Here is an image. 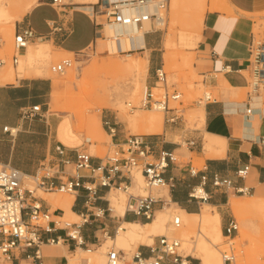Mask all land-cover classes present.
Returning <instances> with one entry per match:
<instances>
[{"label": "crops", "instance_id": "0c3cea01", "mask_svg": "<svg viewBox=\"0 0 264 264\" xmlns=\"http://www.w3.org/2000/svg\"><path fill=\"white\" fill-rule=\"evenodd\" d=\"M11 1L15 2L13 33L28 25L36 34L47 36L52 23L60 22L64 28L69 30L65 37L55 34L50 39L37 43H47L67 54H76L85 50L95 37L92 14L95 10L94 4L98 0H78L79 3L69 4L66 10L63 9L67 12L66 14L50 5V0ZM220 6L222 9L228 8L227 11H229L211 10L210 6V11L206 12L204 17L202 15L201 28L197 35H193V31H190L182 41L180 32L178 34L179 43L186 49L192 50L197 45L194 49L193 63H191V56H188L191 67L194 73L203 77V85L214 91L212 100L205 102L204 106L197 109L203 117L199 122H201L200 129H203L204 134L185 133L184 141L197 139V146L193 148L182 147L179 142L166 140L162 136L154 137L150 142L158 146L154 147V156L160 150H166L172 151L176 158L164 173V179L167 182L165 196L169 199V203L174 204L186 216H198L204 205L215 207L220 214L222 234V226L226 221L222 207L225 202L228 204L229 200L234 197L229 198V193L226 195L224 191L213 192L210 184L205 186V191L210 196L205 203L197 205L189 199L188 194L199 184L201 175L206 174L210 178L213 174H218L223 178L232 179L236 187L248 188L250 197H264V146L260 144V139L264 137V109H261V105H256L252 98L248 99L247 95L242 96L243 90L248 88V50L249 43L255 39L254 20L258 16L264 17V0H224ZM116 41L123 44L124 51H128L126 54L133 55L129 52L132 50L141 51L142 58L146 60V73L149 67L147 86L151 87L154 81V71L159 67L157 58L153 56V52L157 50L156 38L151 34L145 35L142 37L141 46L136 45V40L132 35L116 39ZM162 43L165 51L161 58L162 63L165 64L166 55L169 51L173 52L172 44L175 46V42L173 38L168 44V38L165 36ZM149 52L150 58H148ZM133 87L134 85L130 87L129 94ZM51 88L49 79L39 76H15L12 81L0 82V165L8 164L25 174H33L40 162L53 155L55 145L61 144L70 150L82 145L77 136L78 141L68 136L64 139L59 138L60 127L58 125L62 119L58 120L54 117L55 115H48V111L45 110L46 99L51 93ZM263 104L264 100H262V106ZM35 105L41 107L39 116L31 121L23 119V111ZM249 109L250 113H246ZM4 128H7V131ZM12 130L13 132L10 133ZM152 133L154 132H145V134ZM123 138L120 137L118 130L117 137L111 138V142L120 141ZM86 140L90 141V145L96 142L93 137ZM83 148L87 151V147ZM186 156H188V161H186ZM93 157V162H98L97 156L93 155ZM192 158L202 162L201 167L196 168L195 176L189 173V168H194ZM244 165L249 166L246 177L236 178L235 172ZM140 180L142 181L141 175L137 173L136 182ZM111 192L108 193L104 189L98 191L99 199L95 202L94 208L106 210L105 200L108 199L113 211L111 214L105 213L101 218H94L90 211L85 209L83 189L70 195L72 196L70 211L79 221L86 216V222L80 229L85 247H75L64 237V232L55 231L44 235V238L59 237L60 242L55 245H41L38 259L33 256V249L15 250L12 262L69 264V257L75 258L77 251L95 254L106 244V240L114 241L121 224L148 223L140 218L128 216L124 212L120 215L112 207L109 199ZM42 193L44 195L53 194L44 191ZM53 200H55L54 197H37L42 208L50 213L51 219L64 217L65 212L59 208L60 205L54 207ZM160 210L162 209L158 206L157 211ZM186 216L185 219L188 218ZM153 236L151 234L148 240H152ZM156 243L157 240L152 245ZM140 245L137 248L140 252H146L144 246H150ZM88 248L94 250L87 251ZM0 263H2V258H0ZM80 263L86 264V260L81 259Z\"/></svg>", "mask_w": 264, "mask_h": 264}, {"label": "built area", "instance_id": "2783aa9c", "mask_svg": "<svg viewBox=\"0 0 264 264\" xmlns=\"http://www.w3.org/2000/svg\"><path fill=\"white\" fill-rule=\"evenodd\" d=\"M110 2L109 0H99L98 7L93 12L92 22L95 29L93 43L97 42L98 37L102 36L105 25L122 24L142 28L143 23L147 22L153 29L145 32V35L159 31L155 29L157 25L163 23L164 12L167 10L170 0H131ZM151 4L157 11L154 14H137L126 16L122 10L126 7L141 8ZM50 5L60 9L66 14L68 5L61 0H50ZM62 9V10H61ZM65 9V10H63ZM62 20V19H61ZM69 30L64 28L60 22H53L50 33L47 36L36 34L30 26L19 28L13 36V56L11 63L17 66L18 57L21 51L25 50L33 43L44 39H50L55 34L65 37ZM86 48V49H87ZM85 49V50H86ZM84 51V50H83ZM81 51V52H83ZM248 72L249 81L247 93L248 99L264 89V42L251 40L249 43ZM80 52V53H81ZM123 53V52H121ZM4 60H0V67L5 65ZM71 66L68 59L60 63L51 65L50 71L55 74H63ZM153 86L162 88L163 92L155 96L152 87L144 91L143 100L140 105L127 104L130 112L136 109H151L165 114V123L176 124L182 118L181 111L175 107H170L171 102L180 99V93L167 90L166 75L159 66L154 71ZM203 100L210 102L211 94H205ZM250 109L246 113H250ZM41 112L40 105L27 108L22 113V118L28 121L35 119ZM103 128L107 129L111 138L118 135L117 122L110 118H103ZM7 131V128H4ZM12 133V131H10ZM88 145L90 141H85ZM197 139H188L184 145L189 148L197 146ZM260 144L264 146V137L260 139ZM83 147L70 150L61 144L54 146V153L49 159H44L39 163L38 168L33 174H25L18 169L6 164L1 165L0 169V253L2 263H13V251H26L33 249V256L39 258L41 245H55L60 242L59 237L44 238V235L55 231L64 232V237L71 241L75 247H85V243L80 233L82 225L86 222V216L79 222L64 221L63 217L56 219L50 218V213L44 210L37 201L35 194L37 189L44 192H62L75 194L79 189L85 191L84 207L90 211L94 218H101L103 215L111 214L110 202H106V210L94 208L98 198L99 189H104L108 193L116 190L126 195L124 214L134 218H140L144 222L153 218L158 206L162 209L169 205V201L164 197L153 194V190L166 186L164 173L170 164L175 161L172 151L160 150L156 156L153 155L154 147L157 144L151 143L143 136L131 135L124 137L120 141L111 142V148L103 157H97L98 162H93V155L89 154ZM73 155V156H72ZM249 171V166L244 165L235 172V177L244 179ZM139 173L142 178L141 193L133 194L135 186L133 173ZM192 176L197 174V170L189 168ZM31 185V188L28 187ZM210 184L213 192L224 191L247 195L250 193L246 187H236L230 178H223L218 174H213L210 178L203 174L200 176L199 184L188 194L189 199L199 203H205L210 196L205 191V186ZM94 209V210H93ZM172 225L175 228L180 226V219L174 218ZM238 234V225L234 219H228L222 226V235L226 243L221 248V257L224 264H238V255L233 248L232 241ZM156 245L144 246L146 252H136L129 260L126 259L122 250L110 246L104 253V264H191L190 257L183 255L180 251V242L177 239L167 236H156ZM88 248L87 251H93ZM89 261L86 260V264Z\"/></svg>", "mask_w": 264, "mask_h": 264}, {"label": "rangeland", "instance_id": "374dc122", "mask_svg": "<svg viewBox=\"0 0 264 264\" xmlns=\"http://www.w3.org/2000/svg\"><path fill=\"white\" fill-rule=\"evenodd\" d=\"M62 3L74 4L79 3L78 0H61ZM224 0H204V12L210 11V6L215 4L216 11L225 10L221 8V4ZM14 1L0 0V60H4L6 63L0 69V73L14 71L15 76H39L48 78L51 82V93L46 99L45 110L48 111V115H55L60 127V139H64L65 136L73 137L79 143L84 144L87 147V152L97 157H103L108 153L111 148V138L107 129L103 128V118H110L117 122V129L121 138L131 135L143 136L148 141L154 137H164L166 140H174L179 142L182 147H186L184 143L185 133H201L204 134L201 128V122L199 118L194 116V112L200 107L204 106L203 100L205 94H211L214 97V91L203 85V77L194 73L191 63L194 61V49L188 50L185 46H182L178 41V34L183 29L184 19L188 17L184 6H177L173 8L171 6V0L167 10L164 12L165 25L159 28V31L153 33L156 38L157 50L153 52V56L157 58L158 65L162 66V69L166 75L167 90L172 92L173 90L180 93V99L177 102H171L170 107H175L181 111L182 118L174 125L165 123V114L159 111L151 109H136L133 112L128 110L127 104L138 106L144 92V86L147 84L149 77V67L146 73V68L139 69H126V63L131 60L125 57L126 52L123 49V44L116 40H100L93 43L89 48L81 53L67 54L55 49V47L47 43H36L27 47L21 51L18 57L17 66H13L11 63V57L13 56V25L15 23V13L13 12ZM99 0L94 4V8L98 7ZM196 8V7H195ZM185 9V10H184ZM198 9L192 8L189 11L191 14H197ZM226 11V10H225ZM176 12V22L173 21V13ZM182 21V22H181ZM183 23V24H181ZM253 35L256 41H264V17L258 16L254 20ZM182 28V29H181ZM167 36L168 44L174 38L175 46L172 44L173 52L169 51L166 55L165 64L162 63V54L165 49L163 46V40ZM31 53L35 58L31 65H23L22 69L18 68L19 63L24 59L26 53ZM123 52V53H121ZM133 53L135 58H142V53L139 50L129 51ZM191 56V63L188 56ZM151 54L149 52L148 58ZM68 59L71 61V66L63 74H55L50 71L51 65L60 63L62 60ZM18 68V69H17ZM153 76V75H150ZM134 81L139 86L138 92L135 96L129 94V89L134 85ZM149 87V86H148ZM153 87V84L151 85ZM152 92L155 96L162 94V88L154 89ZM249 88H246L242 92V96L247 95ZM258 95H262L264 100V89L259 91ZM254 96V95H253ZM200 104V105H199ZM264 105V104H263ZM264 109V106H263ZM153 114H160L162 116V126L158 131L152 134H145L143 120H148ZM140 116V121H134L137 116ZM71 124V126H70ZM73 131H72V129ZM74 132V133H73ZM77 136V137H76ZM89 137H93L96 141L95 144H87ZM78 141V140H77ZM193 159L194 169L200 168L202 162ZM188 161V156H186ZM1 169V165H0ZM137 173H133L135 186L133 190L138 194L142 186V181L136 182ZM29 186V184H28ZM31 186V185H30ZM132 190V191H133ZM109 199L111 202H118L124 207V201L126 195L120 191L111 190ZM53 194L42 193V190L37 189L35 194L38 197H54V207H59L58 202L63 196L69 197L67 193L52 192ZM157 191H153L154 195ZM123 194V195H122ZM159 195H166V191H161ZM251 194L242 195L229 192V198L234 197L243 205H247L251 200ZM59 200V201H57ZM60 208V207H59ZM167 215L164 217L162 226L158 227L153 233L152 240H147L144 243L134 241L130 243L129 247L123 248L121 244L116 241L106 240V244L102 247L101 253H82L77 251L74 255L75 258L69 257V264H81V259H91V264H104V253L106 249L113 246L115 249H123L127 260L136 252L137 248L144 245H152L156 242L155 236H167L169 238H178L180 240V251L183 255L188 254L190 262L192 264H199V261L195 259L192 251L195 244H199L202 240V236L206 235L207 231L204 228L202 222L199 221L198 216L190 218H182L179 216L178 209L173 205L165 206ZM222 211L225 215V220L234 219L238 225V231L243 230L249 235L255 238L259 234V230L264 232V221H258L251 218L248 222L244 220H238L230 211L227 202L222 207ZM158 211L155 214L157 216ZM179 216L181 223L178 228L172 225V218ZM132 218V217H129ZM64 221L78 222L79 219L73 220L68 216L63 217ZM182 224V225H181ZM264 235V233H263ZM260 236V235H259ZM113 237V236H112ZM239 233L232 241L233 248L238 254L240 248L248 249L249 241L247 239L240 240ZM225 239L223 238L219 248L225 246ZM240 243V244H239ZM240 246V247H239ZM242 246V247H241ZM99 250V252H100ZM237 250V251H236ZM128 251V252H127ZM241 253V252H240ZM129 254V255H128ZM193 256V257H192ZM1 258V253H0ZM89 258V259H88ZM79 262V263H78ZM240 262V263H239ZM89 264V263H88ZM238 264H247L240 259L238 255Z\"/></svg>", "mask_w": 264, "mask_h": 264}, {"label": "bare ground", "instance_id": "6f19581e", "mask_svg": "<svg viewBox=\"0 0 264 264\" xmlns=\"http://www.w3.org/2000/svg\"><path fill=\"white\" fill-rule=\"evenodd\" d=\"M109 1L110 2L130 1L129 3L132 2L131 0H109ZM179 5L184 6V8L186 9L187 15H188V17H186L187 19H184V21H185L184 26H182L183 29L181 28L182 30L180 31V34H179L180 37L182 38V41H183L188 36L190 31H193V33H192L193 35H197L198 32L200 31L202 13L204 12V0H171V6L173 8H175ZM193 7H194V9H198L197 14H195V15H193L189 12L192 10ZM215 8H217V6L215 4H213L211 6V10H215ZM227 9L228 8H225L226 12L229 11V10L227 11ZM156 12L157 11L155 10V8L151 4H148L147 6L141 7V8L126 7L122 10V14L126 15V16H135V15L141 14V13L154 14ZM172 16H173V21L176 22L175 19H176V17H178L177 13L174 12ZM181 24H183V23H181ZM164 25H165V19H164L163 23L160 25H157V27L155 29H159L160 27H163ZM149 29L151 30L153 28L152 27L150 28V24L147 22L143 23V26L140 29L138 27H134V26H130V25H122V24L105 25L104 31H102L103 36L101 39L116 40V39H120L122 37H127L129 35H132L136 40V45L141 46L142 45V37H143L145 32H148ZM27 51L28 50H26V53H27ZM125 57L127 59L131 60V62L126 63L127 65H125V68L127 70L128 69H139L141 67L146 68V60L145 59L135 58L131 54H126ZM34 59L35 58L33 57V55L31 53H27L25 55L24 59H22V61L19 63L18 68L22 69L23 65H25V66L31 65L33 63ZM14 78H15L14 71L0 73V82L12 81V80H14ZM134 82H135L134 87L130 91V95H132V96H135L138 92V89H139V86L136 83V81H134ZM144 88L146 89L147 86H144ZM145 89H144V91H145ZM154 89H158V88L153 86L152 90H154ZM143 96H144V92L142 95V99L140 100V103L143 100ZM252 99L256 103V105H261V109H263V106H262L263 97H262V95L256 94V95L252 96ZM194 113H195L194 116L199 118V120L202 121L203 117H202L200 110H196ZM136 120L140 121L139 115L137 116V118L134 119V121H136ZM143 122L145 123L144 131L146 133L155 132V131H158L162 126V116L160 114H153L149 117L148 120H143ZM12 132H13V130H12ZM164 190L166 191V194H167L166 186L158 187V188L154 189L153 191H157L156 196L164 197L166 200L169 201V199H167L165 195H159V193L161 191H164ZM140 193H141V189H140ZM133 194H137V193L134 191ZM69 195H73V194H69ZM126 200L127 199H125V204H126ZM57 201H59V200H57ZM71 201H72V196H69V197L63 196L62 199L58 202V204L60 205V208L65 212V216H68L70 219L75 220V219H77L76 216L69 209ZM111 204H112V207L115 208L116 211L120 215H122L123 212L125 211V205H124V209H123L122 205L118 202H111ZM170 205L175 206L172 203H170ZM228 206H229L231 213L238 220H244V221L248 222L251 218H253V219H256L260 222L264 221V197H259V198L251 197V200L249 201V203L247 205L240 204L236 200V198H231L228 202ZM177 209L179 212V216L185 219L186 214L183 211H181L179 208H177ZM112 212L113 211L111 210V213ZM165 215H167V211H166L165 207H163L162 210L158 211V214L156 217L154 214L153 218L151 220H149L151 222L147 221L148 223H144V224H138V223H123V224H121V226L117 229L116 237H115L114 241L121 244V246L123 248L129 247L131 242H133V244H134V241L144 243L145 241H147L149 239L150 235L154 233L155 229L158 226L163 224V222H164L163 220H164ZM179 216H175L174 218L178 217L180 219ZM186 217H188V218L195 217V215H188ZM174 218H172V220H174ZM198 218H199V221L202 222V224L204 225V228L207 231L206 232L207 234L202 236L201 242L198 245L195 244L192 251H190V252H193V255L199 261V264H224L223 259L221 257V250H220L221 248H219V245L223 239V236L221 234L220 214L218 213V211L215 207H212L210 205H204L201 213L198 215ZM180 223H181V220H180ZM238 233L240 235V240L247 239L249 241V248L248 249L244 250L243 248L242 249L240 248V250H243V251H240L241 253L239 252L237 254V255H240V259L243 262H246L247 264H264V235H263L264 232L259 230V232L255 233V234H259L260 236L259 235L257 237L255 236V238L243 230H239ZM176 239H177V241L180 242V240L178 238H176ZM124 252H126V251H124ZM99 253H101V250H100V252H98V254ZM186 255H188V254H186ZM89 264H91V259H89Z\"/></svg>", "mask_w": 264, "mask_h": 264}]
</instances>
